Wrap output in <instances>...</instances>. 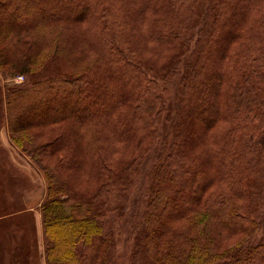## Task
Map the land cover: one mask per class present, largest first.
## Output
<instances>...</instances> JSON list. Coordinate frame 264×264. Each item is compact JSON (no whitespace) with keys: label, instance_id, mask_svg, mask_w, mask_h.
<instances>
[{"label":"trees","instance_id":"1","mask_svg":"<svg viewBox=\"0 0 264 264\" xmlns=\"http://www.w3.org/2000/svg\"><path fill=\"white\" fill-rule=\"evenodd\" d=\"M0 29L24 42L0 72L24 76L5 117L44 179L43 264H115L152 152L133 258L264 264V0H0Z\"/></svg>","mask_w":264,"mask_h":264},{"label":"rangeland","instance_id":"2","mask_svg":"<svg viewBox=\"0 0 264 264\" xmlns=\"http://www.w3.org/2000/svg\"><path fill=\"white\" fill-rule=\"evenodd\" d=\"M144 23H149V21L147 20ZM34 36V32L25 35L26 38ZM11 41L12 40L9 38L0 35V49H7L11 51V54L13 53L14 56H17L24 42L21 40ZM75 54L76 53L66 55L76 58ZM165 54L166 50L162 49L155 55L158 56L157 58H165ZM94 56V53L90 52L87 55L88 58L85 60L75 59V67H71L76 69L86 64L87 61L92 60ZM44 57L45 56L42 55L39 60L44 61L46 59H44ZM3 68L5 71L9 69V67L5 65H3ZM2 76L0 72V204L5 206L4 212L1 211L2 207H0V264L26 263L24 253L16 251L17 249L14 250L18 241H24L23 243H25V245L34 247L33 253L30 247V253L34 255L32 264H43V235L39 206L45 194L44 179L41 171L30 157L24 155L13 143L12 134H9L7 131L5 117V86L6 84L22 82L24 76L15 74L7 79H4ZM38 130L39 129L27 130L25 133L23 132V136L32 137L33 134H37ZM124 144L126 143H117L118 147L122 149V154L126 158L131 149L129 146L127 147V144L126 146ZM153 154L154 152H152L150 158L147 159L141 167L138 176L139 183L130 197L129 208L126 213L120 217L111 216L109 218V226L114 229L116 237L115 264L148 263L145 259H142V257H138L142 254L140 251L136 254L138 258H133L131 231L133 230L132 224L134 221L136 222L139 212L144 211L146 208L145 202L140 195L139 186L144 181L145 173L150 167ZM85 177L86 176L81 177V184H83V187H89L84 184V179L82 180V178ZM71 181H73L72 178ZM39 196L42 198L39 200L40 202L37 205L33 204ZM25 234H27V236ZM232 241L233 240L228 243ZM20 251H22V248ZM28 264H31V262H28Z\"/></svg>","mask_w":264,"mask_h":264},{"label":"crops","instance_id":"3","mask_svg":"<svg viewBox=\"0 0 264 264\" xmlns=\"http://www.w3.org/2000/svg\"><path fill=\"white\" fill-rule=\"evenodd\" d=\"M41 199H42L41 196H39V198L37 200H35V202L33 204L37 205L40 202L39 200H41Z\"/></svg>","mask_w":264,"mask_h":264},{"label":"built area","instance_id":"4","mask_svg":"<svg viewBox=\"0 0 264 264\" xmlns=\"http://www.w3.org/2000/svg\"><path fill=\"white\" fill-rule=\"evenodd\" d=\"M19 78L21 79V76H19Z\"/></svg>","mask_w":264,"mask_h":264}]
</instances>
